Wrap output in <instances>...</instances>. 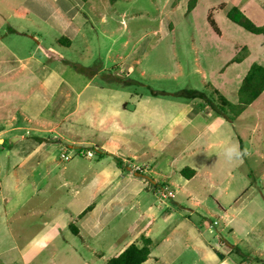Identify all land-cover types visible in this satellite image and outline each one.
<instances>
[{"label":"crops","instance_id":"1","mask_svg":"<svg viewBox=\"0 0 264 264\" xmlns=\"http://www.w3.org/2000/svg\"><path fill=\"white\" fill-rule=\"evenodd\" d=\"M84 1V5L91 2ZM202 5L209 26V16L225 12L227 17L228 11L236 7L256 26L264 27V0H197L189 14ZM78 15L77 12L74 20ZM78 31L80 27L74 21V32ZM219 31L217 36L223 38L224 31ZM255 36L262 38L253 43L238 41L248 50L242 57L235 56L238 43L232 41L235 55L217 70L220 76L235 73L231 77L234 101L224 92L228 84L214 86L234 105L239 103V89L251 66L264 67V34ZM236 57L239 61H232ZM74 71L84 76L82 69ZM89 84L78 92L74 85L76 109L69 122L74 124V134L71 132L68 140L61 138L75 157L66 162L59 159L58 163L55 152L62 150L63 143L53 147L39 140L41 147L36 151L13 156L17 163L8 169L7 177L22 170L23 179L4 189L0 178V264H105L132 244L141 247L144 239L151 243L149 258L142 264H264V228L256 234L247 231L244 245L234 225L236 215L232 216V210L246 190L240 197L238 191L216 182V172L209 169L215 165L212 161L220 160L229 140L237 139L240 149L245 150L233 122L248 113L261 118L264 92L233 121L208 105L209 110H195L190 103L170 100L174 114L163 124H145L144 128L150 125L154 129L151 139L135 149L119 125L96 124L90 117L88 124L77 122L82 114L83 91ZM158 100L141 96L135 110H150ZM108 111L104 108L103 113ZM62 127L56 125L50 132L64 131ZM83 127L109 137L91 142L94 139L81 137ZM14 136L4 135L2 139ZM23 139L24 136L18 142ZM81 150L97 154L92 158L81 155L73 163ZM246 150L243 160L248 161L254 152ZM130 158L135 162L131 163ZM1 160L0 157V176ZM62 163L66 165L60 168ZM139 165L149 166L150 170L135 171L134 166ZM171 186L180 188L183 200L176 201ZM162 190L172 192L174 197L163 199ZM259 224L254 221L250 228Z\"/></svg>","mask_w":264,"mask_h":264},{"label":"rangeland","instance_id":"2","mask_svg":"<svg viewBox=\"0 0 264 264\" xmlns=\"http://www.w3.org/2000/svg\"><path fill=\"white\" fill-rule=\"evenodd\" d=\"M84 2L0 0V139L4 135L24 136L18 143L0 141V178L4 189L25 175L19 170L7 177L8 169L17 163L13 161L15 154L36 151L41 147L39 140L53 147L63 143L61 147L66 148L61 138L68 140L70 133L74 134V124H69L76 109L74 85L78 92L90 82L83 91L82 114L77 122L88 124L90 117L96 124L119 125L132 140L131 147L139 149L154 131L150 125L144 128L145 124H163L174 114L168 101L190 103L195 110L208 109L204 101L176 94L197 90L220 104L223 96L216 93L215 87L228 84L229 89L224 88V92L234 101V71L220 76L217 70L235 55L232 41L253 43L262 38L232 24L225 12L213 18L224 31L223 38H219L207 23L204 6L189 14L188 0H91L87 5ZM74 21L80 27L79 33L74 32ZM65 37L66 41L60 44L59 40ZM246 54L247 47L238 43L235 56ZM74 66L78 71L82 69L85 77L75 73ZM141 96L159 100L150 110H135V102ZM104 108L109 109L106 114ZM259 116L258 119L248 113L233 122L244 149H251L254 156L248 161L227 160L228 147L240 148L238 140L233 139L225 145L220 160L209 166L216 172L215 181L219 184L238 191L240 197L246 190L232 210L244 245L247 231L256 234L264 228V113ZM56 125L63 126L64 131L50 132ZM81 137L94 139L93 142L109 135L99 130L92 133L83 127ZM87 146L95 149L91 144ZM63 153L55 152L56 162H66ZM66 153L72 159L75 157L73 150ZM76 155L73 163L81 156L79 152ZM133 159L130 158L131 163L135 162ZM143 167L150 170L149 166ZM171 187L176 201L183 200L185 195L180 188ZM254 221L261 224L251 229Z\"/></svg>","mask_w":264,"mask_h":264},{"label":"trees","instance_id":"3","mask_svg":"<svg viewBox=\"0 0 264 264\" xmlns=\"http://www.w3.org/2000/svg\"><path fill=\"white\" fill-rule=\"evenodd\" d=\"M197 4V0H189L187 5V11L191 12ZM227 17L230 21L242 27L249 33L260 35L264 34V27L256 26L248 17H246L239 9L236 7L231 8ZM208 22L215 33L219 34V28L217 23L214 21L212 16L208 17ZM65 38H61L59 43H63L66 41ZM234 62L239 61V58H234L232 60ZM76 70L79 68L74 66ZM264 92V67L259 66L257 64H253L244 78L240 89H239V103L234 105L227 101L224 97H221V103H216L204 92L197 90H184L176 96L183 97L189 100H201L204 101L211 110L217 112L222 115L229 121H233L245 108L247 105L255 101L262 93ZM217 94L219 92L216 91ZM226 108H229L230 111L227 112ZM190 172L194 173L192 170L188 169ZM182 174H185V170L182 171ZM151 241L148 239L143 240L142 246H137L132 244L125 251H123L120 255L115 256L109 259L105 264H142L144 263L150 255V245Z\"/></svg>","mask_w":264,"mask_h":264},{"label":"built area","instance_id":"4","mask_svg":"<svg viewBox=\"0 0 264 264\" xmlns=\"http://www.w3.org/2000/svg\"><path fill=\"white\" fill-rule=\"evenodd\" d=\"M69 150L66 148H62V152H64L62 154V159H64L65 161H69L71 158V156L67 155L66 152H68ZM80 154L83 155V156H86L88 158H92L94 157L95 155V152L92 151V150H81L80 151ZM134 169L135 171H138V172H144L146 171V169L148 170L149 168L148 167H143V166H134ZM161 197L163 199H166V198H173L174 197V194L172 192H167L166 190H162L161 191ZM217 224V223H215Z\"/></svg>","mask_w":264,"mask_h":264},{"label":"clouds","instance_id":"5","mask_svg":"<svg viewBox=\"0 0 264 264\" xmlns=\"http://www.w3.org/2000/svg\"><path fill=\"white\" fill-rule=\"evenodd\" d=\"M247 154V150H241L238 145L230 146L225 150V157L229 161H232L234 159L242 161L243 157Z\"/></svg>","mask_w":264,"mask_h":264},{"label":"water","instance_id":"6","mask_svg":"<svg viewBox=\"0 0 264 264\" xmlns=\"http://www.w3.org/2000/svg\"><path fill=\"white\" fill-rule=\"evenodd\" d=\"M21 139H22V136H14V137H12L10 139H6V140L0 139V141L2 142V144L3 143L12 144V143H15V142H17L18 140H21Z\"/></svg>","mask_w":264,"mask_h":264}]
</instances>
